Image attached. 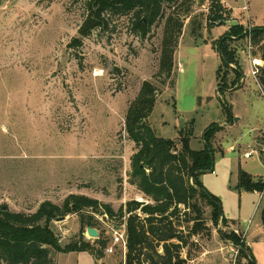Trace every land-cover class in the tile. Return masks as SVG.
<instances>
[{"label":"rangeland","instance_id":"rangeland-1","mask_svg":"<svg viewBox=\"0 0 264 264\" xmlns=\"http://www.w3.org/2000/svg\"><path fill=\"white\" fill-rule=\"evenodd\" d=\"M88 1L0 0V209L33 214L45 201L61 207L70 195L86 196L114 211L113 217L90 213L109 245L115 228L126 230L127 204L151 202L131 177L137 147L126 128L131 105L150 83L157 99L148 124L158 137L179 142L188 136L192 150L202 151L205 135L214 129L215 173L205 172L200 180L236 224L227 220V226L211 227L209 236H191L192 223L186 220L194 215L181 207L173 223L184 248L173 254L187 264H236L239 247L223 241L222 233L254 230L264 208V190L261 199L259 192L238 187L240 171L264 182L258 145L264 143V61L262 44L250 38L231 43L244 77L225 88L218 81L223 66L218 49L230 36L228 21L248 32L264 27V0H196L190 15L181 14L184 27L170 75L163 69L164 38L173 7H165L146 37L133 30L131 15L122 14L110 15L108 28L87 37L79 32ZM216 2L230 13L223 25L211 21ZM239 65L221 69V77L227 73L231 82ZM254 149L260 156L246 159ZM205 213L208 219L211 208ZM52 227L65 246L79 234V215L55 220ZM155 252L164 254L151 239L141 264L159 262ZM126 254L117 247L110 256L103 250L101 258L126 264ZM50 258L77 264L74 254L52 250Z\"/></svg>","mask_w":264,"mask_h":264},{"label":"trees","instance_id":"trees-1","mask_svg":"<svg viewBox=\"0 0 264 264\" xmlns=\"http://www.w3.org/2000/svg\"><path fill=\"white\" fill-rule=\"evenodd\" d=\"M195 2L196 0H89L86 4L87 17L79 33L88 37L95 30H104L108 28L110 15L122 14L131 15L133 30L146 37L152 26L164 16L165 7L171 6L175 12L166 18L164 43L167 52L163 61V69L170 75L184 27L181 16L190 15ZM229 17L230 13L226 8L216 2L211 21L223 25ZM249 38L256 46L262 44L264 61V27L254 28L251 32L246 31L241 24L231 27L230 36H225L219 43L223 66L218 71V81L225 88L236 87L244 77L237 52L230 48V44ZM233 64L239 66L234 70V79L229 82L227 73L221 77V69H230ZM260 82L264 89V68ZM155 94V86L144 83L140 96L130 107L126 122L129 139L137 147V153L132 159L131 177L142 194L151 201L149 204L138 201L127 204L126 213L129 217L126 222V264H141V257L150 247L151 239L161 245L164 253L162 255L155 252L160 261L153 259L151 264H187V260L173 254V251L180 252L184 248V238L173 223V219L180 214L181 207L189 210L185 215H194L186 220L187 223H192L189 230L191 236H199L204 232L209 236L212 233L211 227L218 228L220 224H228L221 200L206 190L200 180L201 175L214 166L215 151L210 143L214 129L205 135L206 148L202 151L192 150L188 136L181 135L179 142L158 137L148 124L156 104ZM226 111L231 113L228 107ZM238 187L242 191L262 193L264 182L240 171ZM205 207L211 208L208 219ZM90 213L114 216L110 206L80 195H70L61 207L45 201L33 214L12 213L1 208L0 264H56L50 258L52 250L59 254L88 252L97 260L101 259L108 242L103 240L99 223ZM69 215H79L81 230L69 244L62 246L52 226L55 220ZM261 218L264 226V208ZM208 221L211 226L207 224ZM88 227L99 231V238L95 242L87 240L83 235ZM221 239L239 247L236 264H257L242 234L235 231L222 233Z\"/></svg>","mask_w":264,"mask_h":264},{"label":"crops","instance_id":"crops-1","mask_svg":"<svg viewBox=\"0 0 264 264\" xmlns=\"http://www.w3.org/2000/svg\"><path fill=\"white\" fill-rule=\"evenodd\" d=\"M258 142L260 141L258 140ZM262 158L264 159V155L262 156ZM260 198L261 199L263 198L261 193H260ZM228 221L230 222L231 225L236 226L234 222L230 220ZM80 230H81V225L79 223L78 232H80ZM85 231H87V228ZM238 231H241V234L243 235L244 240L246 241L247 245L251 248L252 253L254 254L256 258L257 264H264V226L262 223V218H261L260 224L254 230L246 228L243 231L242 229L238 228ZM83 235L85 236V233ZM69 254L77 255V264H109V261H110L107 258H101L97 260L92 254L88 252H80V253L73 252Z\"/></svg>","mask_w":264,"mask_h":264},{"label":"built area","instance_id":"built-area-1","mask_svg":"<svg viewBox=\"0 0 264 264\" xmlns=\"http://www.w3.org/2000/svg\"><path fill=\"white\" fill-rule=\"evenodd\" d=\"M255 65L259 66L260 64H258V61H255ZM257 72H258V70L256 68V71L253 70L252 74L256 75ZM258 145H259V147H261V152H263V154L261 155V157H262L264 155V143L263 142H258ZM254 154L260 156V153L257 150L254 149V150H251L249 152H246L244 154V157L246 159H250V158L253 157ZM213 173H215V171ZM236 233H238V231ZM85 236H86V238L88 240H91V241H95L96 240L94 238L89 237L87 233L85 234ZM58 238H59V242L61 243L63 241V235H60ZM117 247H122L124 249H127L126 230H122L120 228H115L114 229V234H113L112 240H111L110 244L107 245V247L105 249V252L107 254H109V255H112V254L115 253V250H116Z\"/></svg>","mask_w":264,"mask_h":264},{"label":"water","instance_id":"water-1","mask_svg":"<svg viewBox=\"0 0 264 264\" xmlns=\"http://www.w3.org/2000/svg\"><path fill=\"white\" fill-rule=\"evenodd\" d=\"M226 23L229 24L231 27L239 25V23L237 21H228ZM183 123H184V121L182 120V127H183ZM211 172L213 173L214 169H212ZM2 210L5 211V210H7V208L6 207H2ZM65 219L66 218H61L60 221H64ZM87 234L91 238H94V239L99 238V232H98V230L96 228L88 227L87 228Z\"/></svg>","mask_w":264,"mask_h":264}]
</instances>
